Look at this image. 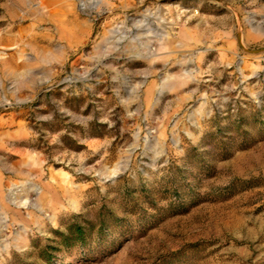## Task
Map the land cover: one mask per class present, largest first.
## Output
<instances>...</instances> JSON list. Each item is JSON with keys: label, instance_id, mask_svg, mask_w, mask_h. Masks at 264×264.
<instances>
[{"label": "rangeland", "instance_id": "374dc122", "mask_svg": "<svg viewBox=\"0 0 264 264\" xmlns=\"http://www.w3.org/2000/svg\"><path fill=\"white\" fill-rule=\"evenodd\" d=\"M0 264H264V0H0Z\"/></svg>", "mask_w": 264, "mask_h": 264}, {"label": "bare ground", "instance_id": "6f19581e", "mask_svg": "<svg viewBox=\"0 0 264 264\" xmlns=\"http://www.w3.org/2000/svg\"><path fill=\"white\" fill-rule=\"evenodd\" d=\"M111 174H112V175L116 174V170L111 171ZM27 202H28L27 199H23V198L20 199V205H21V206H26V205H27ZM72 202H73V201H72ZM71 206H72L73 209H77V206H78V205H77V203L73 202V203L71 204Z\"/></svg>", "mask_w": 264, "mask_h": 264}]
</instances>
